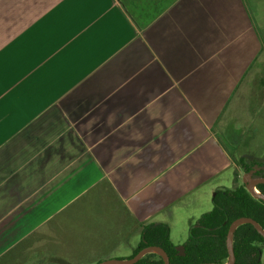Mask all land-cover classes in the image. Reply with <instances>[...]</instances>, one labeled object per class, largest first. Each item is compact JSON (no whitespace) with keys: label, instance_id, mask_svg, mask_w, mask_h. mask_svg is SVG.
Here are the masks:
<instances>
[{"label":"crops","instance_id":"1","mask_svg":"<svg viewBox=\"0 0 264 264\" xmlns=\"http://www.w3.org/2000/svg\"><path fill=\"white\" fill-rule=\"evenodd\" d=\"M263 107L264 0H0V264L183 246Z\"/></svg>","mask_w":264,"mask_h":264},{"label":"trees","instance_id":"2","mask_svg":"<svg viewBox=\"0 0 264 264\" xmlns=\"http://www.w3.org/2000/svg\"><path fill=\"white\" fill-rule=\"evenodd\" d=\"M255 166L264 167V161L249 165L243 163L244 172L248 173ZM253 176H264V170L260 169ZM256 189L264 195V184H258ZM239 218L252 219L264 230V202L253 198L243 183L233 189L214 193L212 209L189 228L183 244L184 255H179L171 243L166 225H148L142 229L133 256L146 247H159L167 254L169 264H225L228 258L225 243L227 231L230 224ZM262 243L264 238L251 224L239 225L232 236L234 264H260ZM155 257L154 253L146 254L135 264H164L160 256Z\"/></svg>","mask_w":264,"mask_h":264},{"label":"water","instance_id":"3","mask_svg":"<svg viewBox=\"0 0 264 264\" xmlns=\"http://www.w3.org/2000/svg\"><path fill=\"white\" fill-rule=\"evenodd\" d=\"M262 170H264V167H261ZM256 168L251 169L248 173H245L243 176V184L245 185V189L247 192L255 199H259L262 202H264V195L259 193L256 189V186L258 184H264V176H253V174L256 172ZM243 223H249L251 224L254 229L258 232L259 235H261L264 238V230L252 219L249 218H239L234 220L227 231L226 235V249L228 253V258L225 264H234L235 263V256L233 253L232 248V236L235 231V229L243 224ZM151 250H156L159 254V256L162 258L164 264H169V258L167 254L159 247H146L142 250H140L138 253H136L132 258L126 260V261H116V260H107L100 264H135L140 258L145 256L146 254L151 253ZM176 250L178 251L179 255H184V247L178 246L176 247Z\"/></svg>","mask_w":264,"mask_h":264},{"label":"rangeland","instance_id":"4","mask_svg":"<svg viewBox=\"0 0 264 264\" xmlns=\"http://www.w3.org/2000/svg\"><path fill=\"white\" fill-rule=\"evenodd\" d=\"M233 151H235V153L237 151L243 152V153L240 152V155L242 154L241 156H243V158H240L241 156L239 154L235 155L237 174L240 177L238 178V182L240 185L242 184L243 176L245 175L243 163L249 165L252 162L264 161V107L262 108V110H260L257 117H255L251 121L249 129L246 130L239 145L235 147ZM252 158H256V159H252ZM239 159H242L243 161ZM254 168L257 169L256 172L261 169L258 166H255ZM233 187L234 185H232V181L229 184H227V188L232 189ZM180 244H182V242L179 243L174 241L175 248L178 246H182ZM260 248H261L260 264H264V243L260 245ZM154 255H156L154 259H156L157 256L159 257L158 252L154 253Z\"/></svg>","mask_w":264,"mask_h":264},{"label":"bare ground","instance_id":"5","mask_svg":"<svg viewBox=\"0 0 264 264\" xmlns=\"http://www.w3.org/2000/svg\"><path fill=\"white\" fill-rule=\"evenodd\" d=\"M150 252H152V253H157V251H156V250H151Z\"/></svg>","mask_w":264,"mask_h":264}]
</instances>
